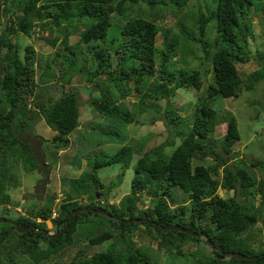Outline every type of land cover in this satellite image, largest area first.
Wrapping results in <instances>:
<instances>
[{"label": "trees", "instance_id": "1", "mask_svg": "<svg viewBox=\"0 0 264 264\" xmlns=\"http://www.w3.org/2000/svg\"><path fill=\"white\" fill-rule=\"evenodd\" d=\"M187 3V0H0V26L7 16V24L0 29V205L3 207L12 203L6 181L17 178L12 160L20 161L26 172L45 166L46 178L53 169L49 162L37 157L29 142L18 136L17 130L31 127L35 116L39 115L57 132L50 141L57 147L63 146L62 154H67L72 134L93 128L94 115H102L110 126H101L100 134L127 138L118 127L135 121L133 111L123 100L132 88L138 94L134 107L145 105L147 109L163 98L168 99L178 88L193 87L198 92L197 103L187 120L188 129H175L181 142L169 154L164 151L166 144H159L140 153L133 163L134 154L140 151L133 144L122 145L110 154L100 143L89 151V144L81 138L79 147L85 151H79L81 164L72 158L68 160L73 168L87 166L79 177H70L64 162L55 163L64 175L61 178L64 197L58 206L54 207L56 196L47 193L38 211L11 217L33 227L26 233L17 232L10 223L0 222V264L50 261L65 264L60 257L74 245L102 244L115 236L106 251L87 256L79 248L68 264H167L164 261L168 256L171 258L168 264H264V239L261 241V230L255 228L258 222L264 226V177H255L247 170L245 160L237 158L240 153L234 146L240 134L235 116L230 110L220 114L212 106L219 97L236 98L242 90L251 89L264 79V51L256 49L260 67L249 72L245 82L237 67L252 57L250 39L254 25L247 16L249 7L261 11L264 17V0H198V5L191 7ZM195 7L199 9L197 14L192 13ZM179 11L182 15L177 19L180 23L177 34L168 35V30L158 22ZM210 21H214L212 39L206 35ZM188 22L193 25L189 27ZM36 28L55 34V39L48 40L52 45L58 38L66 41L69 34L78 33V40L66 46L58 74L51 61L36 58L31 43L20 42L22 36H30ZM160 32L163 43L158 46ZM185 48L189 51L184 53ZM200 53L203 55L198 65L204 60L212 64V76L206 86L203 77L210 70L205 69L203 74L198 65L190 66ZM176 56L182 64L179 68L169 64ZM37 68L44 82L62 79L70 83L75 76L99 86L100 97L87 102L86 115L82 113L77 91L40 101L42 95L35 91ZM102 75L106 77L103 79ZM110 82L119 91L118 96L108 92ZM30 99L35 103L33 108L29 106ZM165 113L172 116L168 119L171 125L177 126L183 120L171 106ZM86 117H90L88 123L81 127V119ZM222 122L227 123L225 134L211 142L209 138ZM207 158L211 159L208 165L194 163ZM250 162L251 166L264 170V159ZM113 164H120L122 172L116 175L117 181L113 179L106 185L99 178L98 169ZM131 165L130 191L122 195L118 204H110L109 189L122 181L124 171ZM176 188L188 194V205L174 203ZM219 188L227 193L232 190L233 194L219 196ZM256 195L262 206L255 207ZM81 199L85 202H80ZM83 205L102 207L117 218L88 209L79 212L68 222L66 231L56 236L57 231L65 228L68 213ZM47 221L55 232L44 235L43 230L49 231ZM172 224L205 235L195 237L162 228ZM137 230L156 242L154 255L150 247L138 245L133 239ZM201 238L211 247V253L183 249L185 244L200 242ZM226 252L246 257H224ZM159 254H163V259L159 260ZM180 258L185 260L175 262Z\"/></svg>", "mask_w": 264, "mask_h": 264}, {"label": "rangeland", "instance_id": "2", "mask_svg": "<svg viewBox=\"0 0 264 264\" xmlns=\"http://www.w3.org/2000/svg\"><path fill=\"white\" fill-rule=\"evenodd\" d=\"M187 2L189 7L194 6L195 4L198 5V0H187ZM140 3L142 4V6L146 5V3L144 2ZM136 6L137 5L133 6V9H135ZM137 8L135 9V11L137 10ZM198 10L199 9L195 7L192 13L197 14ZM202 12L205 13V10L203 8ZM261 13V11L256 10L252 5L249 7L247 16L250 19L251 23L254 25L253 38L250 39L252 57L248 62L244 64H237L243 82L246 81V76L249 72L260 67L256 57V49H259V51H264V17ZM181 15L182 12L179 11L174 16L169 15L163 18V20L159 21L158 23L163 28L168 30V35H171L173 33L177 34V28L180 24L179 22H177V19ZM213 22L214 21H210L207 25L206 35L209 39H212L214 35ZM5 24H7V16H5L4 23L0 26V29L4 28ZM192 25L193 22H188L189 27H191ZM53 38L55 39V34H50L48 30H41L39 28H36V30L32 31L30 36H22L20 42H23V45L31 43L36 50V58L40 59L41 62L51 61L53 70H56L58 74L60 62L63 61L64 55L66 53V46L73 45L78 40V33L73 32L69 34L66 41L65 38H58L55 45H52L48 41L49 39ZM156 43L158 46L162 45V32L158 34ZM182 51H184L185 53L188 52L189 49L185 48ZM202 55L203 53H200L198 58L196 57L197 59L191 62L190 66H197L198 62H200L202 59ZM177 60H179L178 56H176L175 60L171 61L169 64L173 68L181 67L182 64ZM211 65V62L204 60L202 65L199 64L197 66L199 69L202 67L204 69L208 68L210 70V72L206 75V78L203 77L205 86L206 82L208 84L210 77L212 76ZM39 73L40 69L37 68L35 74L37 87L35 88V91H39L41 93L42 97L40 101H44L46 98L59 97L69 92L77 91L76 95L77 99L81 103L80 106H82V113L86 115L89 113V107H87L86 105L87 102L91 98L100 97V93L98 91L99 86L89 85L85 81L80 80L75 76L71 79L70 83L64 82L62 81V79L52 80L51 82H44V80H40ZM205 73L206 70L203 74ZM101 77L104 79L106 76L102 75ZM107 90L114 96L119 95V91L111 82L109 83ZM123 100L125 101L127 107L131 111H133L135 116V121L133 123H130L129 125L123 127L117 126L118 131L122 135L125 136L127 134V138L125 139L119 137L112 138L108 137V135L100 134L102 133L101 126H104L105 128H108L110 126L106 121H103L104 119L95 118V115L94 117H92L95 118V120L92 121L93 128L84 130L83 133H81L80 131L72 134L73 139H71L70 137L71 141L68 148L69 152L67 154H61L62 151H59L63 150V146L57 147L56 143H52L49 140L54 137L55 132L50 130L45 121L39 118V115L37 117L35 116L31 127L27 128L24 131L17 130L20 139L29 142L32 148L35 150L37 157L41 161H44L46 158V161L49 162L51 166H53V169L50 170V173L46 178L45 172L47 169L45 166H42L40 169L32 172H26L20 161L12 160V171L17 175V178H14L13 180H16V182L12 180V177L8 178V180L6 181V185L8 188L7 191H9L11 194L12 203H9L8 205H6V207L0 205V216H10V218H16V215L18 214L29 215L31 210L38 211V209L43 206L42 204L45 203L46 198L44 195H46L47 193L56 196L54 200V207L58 206L61 199L64 197L61 182V178L64 175L63 171L59 169V166L57 168V165H55V163L59 164L60 161L64 162V165H66V168L70 173V177H79L81 175V172L84 171L87 166L83 165V167H80L81 170L78 166H75L73 168L71 167L68 160H71L72 158L73 161H78L81 164L82 158L80 157L81 155L79 154V151H82L83 153L85 152L79 147L81 138H85V141L89 144V151L96 149L97 143H100L103 149L110 154H114L118 149L121 148L122 145L133 144L138 149H140V151H137L134 154L133 163H135L137 158L140 156V153L145 152L159 144L165 143L166 145L164 146V151L168 154L171 153L174 148L181 142V138L177 136L175 129L177 128L178 130L182 131H186L188 129L187 120L195 107V103H197L198 92L193 87L178 88L174 94L169 95L168 99L163 98L157 101V104L155 106H152L148 109L145 105H141L136 108L134 107V105L138 102V94L133 88L129 90L128 95ZM29 106L32 108L35 107V103L31 102V99L29 100ZM168 106L173 107L183 118L182 122L177 124V126L171 125L169 123L168 119H170L172 116L165 113ZM212 106L216 108V110L219 111L220 114L224 113L223 110H230V112L235 116L237 120L238 131L240 134V139L234 146V150H238L240 153L237 158H243L245 160L246 163L244 164H246L247 170H249V172L255 177H264V170L262 171L255 166H251L252 163L250 162L251 159H264V79L255 84L251 89L242 90L240 95L236 98L219 97L216 101L212 102ZM90 117H86V119L82 118V120L88 121ZM226 129L227 123L222 122L217 126L213 136H211L209 140H211L212 142L215 138L221 137L225 134ZM147 135L149 137H147ZM42 138L45 140L42 141ZM72 147L74 149L70 151ZM232 160L234 161L236 160V158ZM194 163H202L204 165H208L209 163H211V159L207 158L200 162L194 161ZM131 170L132 165L124 171L122 181L120 183L118 182L119 184H114L113 187L109 189L107 202L109 201L110 204H118L122 195L130 191V182L133 173V170ZM119 172H122L120 164L106 165L98 169V176L103 183L108 185L111 181H113V179L114 181H117L116 175ZM94 193L95 195L97 194V192ZM217 193L219 196L225 197L226 195H232L233 191L230 190L227 193L223 188H219ZM175 194V204L188 205L189 197L187 193L183 192L179 188H176ZM98 196H100V194H98ZM253 199L255 200V207L262 206L260 197H258V195L253 196ZM101 201L103 202L104 199H101ZM16 202L18 204H16ZM80 202L84 203L85 199H81ZM146 203L147 200L144 204V208ZM102 204L104 205L105 203ZM171 206H174V204L171 203ZM97 222L98 224L102 223V221L100 220H97ZM47 225L49 227V231L47 233H54L55 228L52 226L50 221H47ZM255 228L261 230V232L259 233V237L262 241L264 239V226L261 222H258ZM132 237L138 245L150 247V252L152 255L156 253V242L152 240L149 235L143 234L142 231L137 230V232L134 233ZM116 238L117 236L105 241L102 244L89 245L87 243H83L81 245H74L70 250L63 254L60 259L63 263L68 264L79 248H82L87 256H90L99 251H106L114 243ZM183 249H185L186 251L198 250L203 253H211V247L205 242L204 238H201L200 242L185 244ZM158 257L159 260L163 259V254H159ZM22 258H26V256L22 255ZM168 260H171L170 256H168V259H165L164 262L166 263L167 261L168 264ZM184 260V258H180L176 259L175 262L181 263ZM51 262L52 261L40 264H51Z\"/></svg>", "mask_w": 264, "mask_h": 264}, {"label": "water", "instance_id": "3", "mask_svg": "<svg viewBox=\"0 0 264 264\" xmlns=\"http://www.w3.org/2000/svg\"><path fill=\"white\" fill-rule=\"evenodd\" d=\"M200 69H201V71L203 73L205 72L204 68L201 67ZM88 209L93 211V212H101V213H104L105 215H108L110 217L117 218L116 215L109 214L108 211L106 209L102 208V207L93 208L92 206H81V207H78V208H76V209H74V210H72V211H70L68 213L67 218L65 220V222H66L65 228H63L61 231H57V233L55 235L57 236L60 233L65 232L66 228L68 226L67 225L68 222L73 220L79 212H82V211H85V210H88ZM0 222H2V223H10V224L14 225L16 231L19 232V233H26V232H28V231L33 229V227L31 225L25 226L23 224H20L18 221H16L15 219H12V218H7V217L0 216ZM162 228L163 229H168V230H178L180 232H184V233H186L188 235L195 236V237H197L199 235H205L203 232H195V231H193L191 229H188V228L182 227L180 225H176V224L166 225V226H163ZM34 230H37V228H34ZM43 233H44V235L47 234L46 230H43ZM218 250L223 253L222 248L219 247ZM224 257L243 258V257H246V256L243 255V254H240L238 252H226L224 254Z\"/></svg>", "mask_w": 264, "mask_h": 264}, {"label": "clouds", "instance_id": "4", "mask_svg": "<svg viewBox=\"0 0 264 264\" xmlns=\"http://www.w3.org/2000/svg\"><path fill=\"white\" fill-rule=\"evenodd\" d=\"M92 117H94V116H92ZM95 118H101V119H103L104 117L101 115V116H99V117H95ZM95 118H93L94 120H95ZM82 120V119H81ZM104 121V120H103ZM85 123H88V121H85V120H82V123H81V127H83L84 125H85ZM47 125V124H46ZM48 126V125H47ZM49 127V126H48ZM50 128V127H49ZM50 130H52L51 128H50ZM52 131H54V130H52ZM55 132V134L57 133L56 131H54ZM50 140V139H49ZM64 150L65 149H63V150H59V151H62V153L64 152ZM61 153V154H62ZM45 160H46V158H45ZM53 167V166H52ZM57 168H58V166H57ZM52 169V168H51ZM55 170V169H54ZM83 206H89V205H83Z\"/></svg>", "mask_w": 264, "mask_h": 264}]
</instances>
